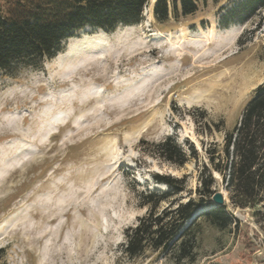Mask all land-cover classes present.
Instances as JSON below:
<instances>
[{
	"label": "rangeland",
	"instance_id": "rangeland-1",
	"mask_svg": "<svg viewBox=\"0 0 264 264\" xmlns=\"http://www.w3.org/2000/svg\"><path fill=\"white\" fill-rule=\"evenodd\" d=\"M237 1L199 0L195 14L159 23L149 0L142 21L106 32L107 50L69 76L61 67L81 40L40 68L0 72V264H179L130 259L126 230L147 211L143 192L168 190L155 173L184 177L176 197L196 196L207 149H222L264 82V10L223 26ZM171 135L183 166L153 153ZM213 174L230 224L201 221L194 264H264L263 214L234 207Z\"/></svg>",
	"mask_w": 264,
	"mask_h": 264
},
{
	"label": "trees",
	"instance_id": "trees-1",
	"mask_svg": "<svg viewBox=\"0 0 264 264\" xmlns=\"http://www.w3.org/2000/svg\"><path fill=\"white\" fill-rule=\"evenodd\" d=\"M148 3L149 0H6L5 6L0 4V72L15 77L21 68L42 67L86 28L110 32L120 25L139 23ZM259 9L264 10V0H238L221 14L220 20L225 27L233 21L244 22ZM198 10L199 0H156L153 13L157 22L165 23L171 17L178 20ZM141 142L146 144L145 140ZM153 146V153L165 161L177 166L188 161L175 136H167ZM207 153L209 164L200 173L196 196L190 192L186 201L176 197L186 190L184 177L154 174V179L167 184L168 190L143 192L142 205L147 211L126 230L124 253L130 259H144L148 253L155 259L172 255L176 263H195L201 221L217 229L230 224L225 205L203 209L217 191L213 171L221 175L234 207L250 208L257 217L263 214L264 230V82L252 93L238 122L226 132L222 149L210 147ZM165 201L168 204L162 206Z\"/></svg>",
	"mask_w": 264,
	"mask_h": 264
},
{
	"label": "bare ground",
	"instance_id": "bare-ground-1",
	"mask_svg": "<svg viewBox=\"0 0 264 264\" xmlns=\"http://www.w3.org/2000/svg\"><path fill=\"white\" fill-rule=\"evenodd\" d=\"M100 33L98 34H86L84 33L82 38L73 37L70 39L71 42L82 41L85 45L78 51V53L72 58H69L62 64L61 71L64 73L65 76H69L74 69L76 68L77 63L84 62L89 60L96 55H99L105 52L108 48L105 39H106V32L102 29H99ZM80 41V42H81ZM85 63V62H84Z\"/></svg>",
	"mask_w": 264,
	"mask_h": 264
},
{
	"label": "water",
	"instance_id": "water-1",
	"mask_svg": "<svg viewBox=\"0 0 264 264\" xmlns=\"http://www.w3.org/2000/svg\"><path fill=\"white\" fill-rule=\"evenodd\" d=\"M212 199L216 205H220V206L224 205L225 201H226V197L222 191H216V193L213 195Z\"/></svg>",
	"mask_w": 264,
	"mask_h": 264
}]
</instances>
